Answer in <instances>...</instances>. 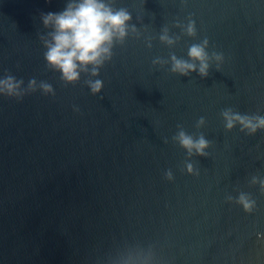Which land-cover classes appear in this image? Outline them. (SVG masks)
Returning a JSON list of instances; mask_svg holds the SVG:
<instances>
[{"label":"water","instance_id":"95a60500","mask_svg":"<svg viewBox=\"0 0 264 264\" xmlns=\"http://www.w3.org/2000/svg\"><path fill=\"white\" fill-rule=\"evenodd\" d=\"M66 3L0 0V78L54 90L0 96V264H264V193L250 182L264 178V130L226 131L220 116L264 117V0H113L141 36L113 47L91 77L103 82L95 95L85 74L65 84L43 58L40 16ZM188 18L195 37L160 43L162 27L179 35L173 23ZM205 37L224 56L219 71L180 76L152 64L187 59ZM178 124L211 141L207 157L186 159L171 139ZM240 192L255 200L252 213L226 201Z\"/></svg>","mask_w":264,"mask_h":264},{"label":"clouds","instance_id":"9594fccd","mask_svg":"<svg viewBox=\"0 0 264 264\" xmlns=\"http://www.w3.org/2000/svg\"><path fill=\"white\" fill-rule=\"evenodd\" d=\"M44 29L48 31L40 35L43 47L46 51L43 58L46 67L59 73V78L65 84H75L80 80L81 74H85L88 79L84 80L85 85L90 89L91 94L99 93L103 87L100 79H91L99 75V69L112 59L113 47L122 45L129 35L140 38L141 33L136 24L131 23L132 16L124 7H115L113 0H67L65 8L60 12L42 13L40 16ZM180 29V34H171L168 26L160 30L158 39L160 43L173 47L181 36L195 37V22L188 18L186 24L179 20L172 25ZM152 37H145L146 47L151 48ZM207 37L199 43H193L187 51V59L177 57L174 53H169L168 59L156 57L152 60L153 65L170 64L169 71L180 76H189L196 72L201 78L207 77L209 68L215 64V69L220 70V65L224 60L222 53L211 52L208 48ZM23 80L16 79L11 74H6L0 78V96L15 98L20 100L24 95L39 89L44 95H54L53 87L46 81H37L32 78L26 87H22ZM220 116L224 121V128L230 131L234 126L239 125L240 131L252 135L258 129L264 130V117L259 115L240 114L232 108H225ZM205 124V118L200 117L195 128L200 129ZM172 141L186 151L187 158L195 156L207 157L205 151L211 145L203 133L189 134L183 126L178 124ZM167 143V139L164 140ZM184 171L190 175H198L193 164L186 162ZM165 179L171 181L173 175L171 170L165 172ZM252 184H259L264 193V178L253 176ZM226 201L236 203L242 207L245 213H252L256 202L250 194L240 192L233 200L231 195L226 196ZM260 235L259 233L257 234Z\"/></svg>","mask_w":264,"mask_h":264}]
</instances>
